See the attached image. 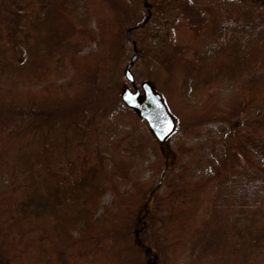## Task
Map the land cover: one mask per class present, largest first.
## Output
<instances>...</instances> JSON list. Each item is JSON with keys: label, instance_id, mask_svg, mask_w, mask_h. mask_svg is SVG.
I'll list each match as a JSON object with an SVG mask.
<instances>
[{"label": "trees", "instance_id": "16d2710c", "mask_svg": "<svg viewBox=\"0 0 264 264\" xmlns=\"http://www.w3.org/2000/svg\"><path fill=\"white\" fill-rule=\"evenodd\" d=\"M204 4L207 16L196 27L205 47L188 46L189 58L173 68L181 86L161 89L192 129L211 121L195 114L209 102L195 99L208 82L200 77L201 62L222 49L231 21L242 20L235 0ZM259 17L254 27L264 21ZM78 24L91 32L83 42L75 41L83 30ZM151 26L149 19L130 24L131 30ZM118 29L104 0H0V112L11 106L13 122L0 125V264H136L121 233L129 228L131 236L144 235L152 200L161 205L157 231L166 264L182 257L186 264H264V69L237 82L241 107L229 121L235 127L218 140L206 162L208 176L197 179L185 174L191 167L185 158L200 147L183 142L174 150L172 135L159 143L123 104L131 127L145 135L143 146L156 155L152 178L140 180L130 161L110 157L106 164L100 150L73 138L68 127L76 106L57 103L79 84L76 75L88 63L102 64L108 36ZM91 40L95 47L83 52ZM257 58L264 67V54ZM66 70L70 75L60 83ZM174 165L185 171L179 180L167 175Z\"/></svg>", "mask_w": 264, "mask_h": 264}, {"label": "rangeland", "instance_id": "374dc122", "mask_svg": "<svg viewBox=\"0 0 264 264\" xmlns=\"http://www.w3.org/2000/svg\"><path fill=\"white\" fill-rule=\"evenodd\" d=\"M146 1L150 6L148 9L144 4ZM235 1L240 5L242 20L231 21L229 30L222 35L220 42L221 46L223 45L222 49L210 53L209 57L201 62L202 70L199 69L200 77L208 82L203 88L205 90L198 91L195 99L201 98L200 101L209 102L204 108L206 111L203 109L199 113L196 111L195 114L200 115L196 117L199 121L209 116L211 121L200 128L192 129L191 121L185 117H177L164 100L176 120V130L170 138V146L177 150L184 142L185 145L200 147L199 152H192L185 158V161L189 163L191 161V167L187 172H183L195 179L208 176L206 162L212 158V153L219 150L218 140L235 127V123L229 121L233 118L235 122L234 118L239 115L237 113L241 107L236 100L237 82L254 76L257 69H264L257 58L264 54V21L261 24L257 23L255 27L253 22L255 18H260L259 16L264 20V0ZM104 2L113 11L119 28L117 33L114 32L115 35L108 36L105 43L107 56L103 55L102 64L88 63L83 72L76 75L80 76L79 84L77 83L69 94L58 97L57 103L76 106L68 127L69 132L75 136L73 138H83L92 149L100 150L98 157H102L106 164L109 163L110 157H123L131 162L133 177L149 180L154 173V168H150L149 165L156 162V155L149 147L143 146L145 135L143 131L131 127L132 115L125 111L121 100L122 90L130 86L124 78L125 66L134 53L129 39L134 41L138 51V56L131 66L136 83L139 86L141 82L148 81L163 97L162 88L169 89L172 83L181 86L180 78L174 76L173 68L180 59L189 58L188 46L200 50L201 47H205L199 43L200 36L197 34L200 30L196 26L200 19L207 16V6L204 4L206 0H104ZM257 11L260 12L258 15L255 14ZM148 14L153 27L131 30L130 38L127 40L126 30L130 24L140 22ZM249 17L251 21L253 19V25L247 22ZM84 26L77 25V28L83 30L78 32L75 41L83 42L85 38L91 36L89 29L85 30ZM88 26L93 28V24ZM102 38L104 51V32ZM210 39L209 37L207 40ZM94 47L95 41L91 40L83 47V52ZM68 75L69 71H64L59 82L62 83L63 78ZM186 104L191 106L190 109L187 108L188 110L194 111L197 108L193 107L192 103ZM11 110V106L1 107L0 125L13 126ZM187 114L190 113L185 115ZM81 118H84V121H81ZM180 171L182 172V169L174 165L167 175L179 180ZM110 197L109 193L105 194L102 203H107ZM148 207L150 215L144 235L131 236L128 228L126 235L121 233V238L131 241L136 264L147 262L166 264L167 251L157 231L161 209L159 200H152ZM259 255L261 257L263 252ZM186 262L187 258L182 257L177 264Z\"/></svg>", "mask_w": 264, "mask_h": 264}, {"label": "water", "instance_id": "95a60500", "mask_svg": "<svg viewBox=\"0 0 264 264\" xmlns=\"http://www.w3.org/2000/svg\"><path fill=\"white\" fill-rule=\"evenodd\" d=\"M145 5H147L145 3ZM130 29H127L129 37ZM138 56L134 47V54L125 66L124 77L131 87L126 86L121 92V99L125 105L133 109L148 125L150 131L159 143H163L176 129V120L166 106L163 97L148 81L140 86L135 85L131 66Z\"/></svg>", "mask_w": 264, "mask_h": 264}]
</instances>
